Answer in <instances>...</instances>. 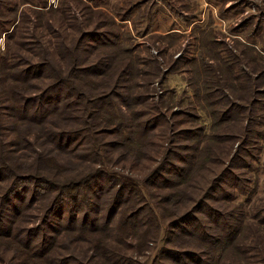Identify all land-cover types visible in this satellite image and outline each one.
Segmentation results:
<instances>
[{
    "label": "rangeland",
    "instance_id": "1",
    "mask_svg": "<svg viewBox=\"0 0 264 264\" xmlns=\"http://www.w3.org/2000/svg\"><path fill=\"white\" fill-rule=\"evenodd\" d=\"M0 264H264V0H0Z\"/></svg>",
    "mask_w": 264,
    "mask_h": 264
},
{
    "label": "trees",
    "instance_id": "2",
    "mask_svg": "<svg viewBox=\"0 0 264 264\" xmlns=\"http://www.w3.org/2000/svg\"><path fill=\"white\" fill-rule=\"evenodd\" d=\"M89 70H92V68H90ZM78 106H79L80 112L82 113V116H83V111L86 109V107L83 104H78ZM68 115H70V117L74 118L73 112H70L69 110H68ZM66 117H68V116H66ZM70 117H68V118H70ZM71 129H72V127H71ZM63 131L64 130L61 131V129H60L58 134L59 135H65L64 138H71L75 134H77L78 130L76 131L75 129H73V130L64 131V133H62Z\"/></svg>",
    "mask_w": 264,
    "mask_h": 264
}]
</instances>
